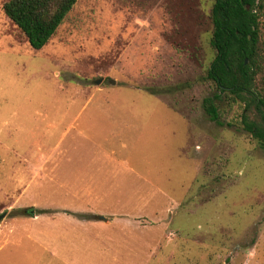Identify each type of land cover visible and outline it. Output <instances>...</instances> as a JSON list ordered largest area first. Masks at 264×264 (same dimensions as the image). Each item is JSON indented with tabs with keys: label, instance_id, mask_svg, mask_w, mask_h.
<instances>
[{
	"label": "rangeland",
	"instance_id": "rangeland-1",
	"mask_svg": "<svg viewBox=\"0 0 264 264\" xmlns=\"http://www.w3.org/2000/svg\"><path fill=\"white\" fill-rule=\"evenodd\" d=\"M5 1L0 264H264V153L202 109L213 0H77L39 51Z\"/></svg>",
	"mask_w": 264,
	"mask_h": 264
},
{
	"label": "trees",
	"instance_id": "trees-1",
	"mask_svg": "<svg viewBox=\"0 0 264 264\" xmlns=\"http://www.w3.org/2000/svg\"><path fill=\"white\" fill-rule=\"evenodd\" d=\"M77 0H7L5 16L23 33L28 45L41 50L56 33ZM264 0H213L210 46L214 57L206 72L219 92L202 100L208 120L223 125L216 105L221 95L244 104L240 125L264 153ZM154 95L155 91L146 89ZM252 110L254 119L247 116ZM45 211L25 209L24 216Z\"/></svg>",
	"mask_w": 264,
	"mask_h": 264
},
{
	"label": "water",
	"instance_id": "water-1",
	"mask_svg": "<svg viewBox=\"0 0 264 264\" xmlns=\"http://www.w3.org/2000/svg\"><path fill=\"white\" fill-rule=\"evenodd\" d=\"M99 83H100V81H97V82H96V84H99ZM4 216H5V215L1 216V217H0V220L3 219ZM100 220H102V218H100Z\"/></svg>",
	"mask_w": 264,
	"mask_h": 264
}]
</instances>
